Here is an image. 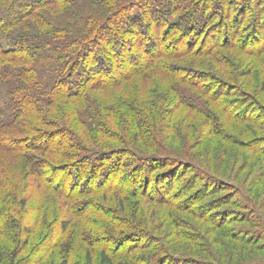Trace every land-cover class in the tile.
Wrapping results in <instances>:
<instances>
[{"label": "trees", "instance_id": "16d2710c", "mask_svg": "<svg viewBox=\"0 0 264 264\" xmlns=\"http://www.w3.org/2000/svg\"><path fill=\"white\" fill-rule=\"evenodd\" d=\"M211 1L29 0L6 16L0 15V151L8 155L0 158V264H46L44 254L38 259L18 257L19 248L34 231L26 222V204L39 188L76 204V208L81 205L79 197L99 190L125 189L128 196L149 193L151 179L141 168L137 174L143 182L138 190L132 183L113 186L88 181L81 182L79 189L72 185L64 189L65 176L62 179L55 174L65 167H75L69 179L76 180L84 174L94 177L97 172L101 179L110 172L117 175L121 167H146L156 157L180 166H196L164 143V128L157 126L153 104L148 110L138 96L115 91L132 80L147 84L159 74L169 78L173 99L186 108L202 105L186 84L199 86L204 94L210 91L213 97L216 93L219 97L230 95L226 84L218 81L215 88L210 83L216 75L204 69L191 73L192 68L176 63L178 57L192 52L202 56L212 53L198 50L195 45H203L205 38L200 37L199 43L194 37L200 28L206 34L216 22L212 15L210 26L205 24L207 12L219 8ZM245 9L239 5L237 10ZM144 17L148 19L144 21ZM216 24L224 26L211 27V40L215 33L231 28L227 23ZM173 39L183 44H172ZM138 55H143L139 62L135 60ZM112 58L129 59L130 63L112 68ZM192 74H201L207 83ZM106 93L114 94L115 100H106ZM127 137L134 145L140 142L151 150L130 146ZM111 143L118 145L105 148ZM99 158L103 161H97ZM100 167H108L106 173ZM59 227L64 232L69 222L63 219ZM66 234L52 235L55 241L46 242V253L62 254L57 263L51 256L50 264H71L70 249L63 239ZM97 246L99 264H120L117 256L132 264V258L127 257L131 250L116 254L105 245Z\"/></svg>", "mask_w": 264, "mask_h": 264}, {"label": "rangeland", "instance_id": "374dc122", "mask_svg": "<svg viewBox=\"0 0 264 264\" xmlns=\"http://www.w3.org/2000/svg\"><path fill=\"white\" fill-rule=\"evenodd\" d=\"M26 1L29 0H0V15L13 12ZM211 3L219 8L207 12L205 24L214 15L216 22L211 27L222 29L224 25L216 23H227L230 30L214 32L216 38L211 40V27L206 34L200 28L194 37L199 43L204 37L205 43L195 47L212 53L202 56L192 52L178 57L176 63L192 68L191 73L193 69H204L216 75L210 83L215 88L218 81L226 84L230 95L219 97L216 93L217 99L210 91L204 94L199 86L186 84L202 103L197 110L186 108L173 99L169 78L159 74L147 84L132 80L115 91L119 93L121 89L127 92L125 95L138 96L137 100L146 107L153 104L157 126L164 128V143L196 166H180L156 157L146 167H118L117 175L110 172L101 179L97 172L94 177L84 174L76 180L69 179L75 167H65L55 174L57 178L65 176L64 189L70 185L79 189L81 182L88 181L113 186L118 182L122 186L132 183L138 190L143 182L137 174L141 168L143 175L151 179L149 193L128 196L125 189L99 190L79 197L81 205L76 208V204L72 206L64 198L39 188L26 204V222L34 231L22 236L27 235L28 242L19 248L18 257L38 259L44 254L46 264H50L51 256L57 263L62 254L46 253V242L53 243L55 236L67 233L63 239L70 249L71 264H99L97 245L101 244L116 254L131 250L127 257L132 258V264H264V0ZM239 5L247 9L239 12ZM144 13L148 14V10ZM223 40L228 43L219 44ZM173 41L177 46L183 44ZM142 56L135 60L141 61ZM83 61L89 67L85 58ZM129 61L112 58V68ZM194 76L203 79L201 74ZM103 97L108 101L116 98L112 93ZM128 139L130 146L149 148ZM117 145L111 143L105 148ZM6 156L0 151V158ZM100 168L103 173L108 169ZM63 219L69 222L64 232L59 227ZM115 260L127 264L118 256Z\"/></svg>", "mask_w": 264, "mask_h": 264}]
</instances>
